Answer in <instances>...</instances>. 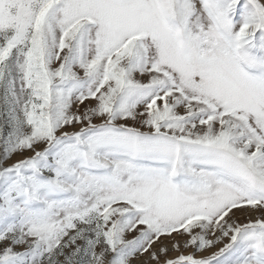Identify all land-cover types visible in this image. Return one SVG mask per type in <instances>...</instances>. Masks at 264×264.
Masks as SVG:
<instances>
[{
	"label": "snow or ice",
	"instance_id": "6c2138e0",
	"mask_svg": "<svg viewBox=\"0 0 264 264\" xmlns=\"http://www.w3.org/2000/svg\"><path fill=\"white\" fill-rule=\"evenodd\" d=\"M0 264H264V0H0Z\"/></svg>",
	"mask_w": 264,
	"mask_h": 264
},
{
	"label": "rangeland",
	"instance_id": "374dc122",
	"mask_svg": "<svg viewBox=\"0 0 264 264\" xmlns=\"http://www.w3.org/2000/svg\"><path fill=\"white\" fill-rule=\"evenodd\" d=\"M13 159H16V157H14ZM238 215H240V214H238Z\"/></svg>",
	"mask_w": 264,
	"mask_h": 264
}]
</instances>
